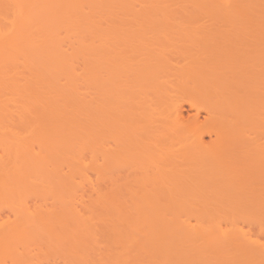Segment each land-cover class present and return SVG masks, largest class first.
<instances>
[{
    "label": "bare ground",
    "instance_id": "bare-ground-1",
    "mask_svg": "<svg viewBox=\"0 0 264 264\" xmlns=\"http://www.w3.org/2000/svg\"><path fill=\"white\" fill-rule=\"evenodd\" d=\"M5 1L0 0V7H3L1 2H4V4H7L10 8L13 7V12L16 10L19 11V8H21L24 10L22 13L26 14L29 12L28 15L31 16L28 9L34 11L35 8L31 5H33L35 1L38 2L40 0H29L30 3L28 0H25V2L34 9L29 7L28 4L22 5L25 6V8L21 7L20 4H24V0H20V2L22 1L21 3H19V0H15L14 2L10 0ZM8 1L13 4L8 5ZM51 1L50 3L57 5L53 2L54 0ZM118 1L121 2V0ZM174 1L175 0H133L132 3V0L129 2H127V0H122L121 11L124 16H122V18H124L125 21L123 19H121L122 21L117 20L116 22L119 21L120 24H114V26L110 28V30L113 29V32H110V30L104 31L107 28L106 24H109L106 19L104 20V17L101 19L106 21V24H104L106 26L105 29H102L104 28L103 24L101 28L100 19L99 25L97 26V23L95 24L93 19L91 20L92 23L88 19L91 16H88V21L83 20L87 15H84L85 18L81 17L82 20L80 19V22L79 18H76L78 20L77 25L80 26V28L78 27L79 31L88 29V27L91 28V26H93V29L91 32L87 31L88 33L79 32L74 35L72 34L73 36L76 35L75 38L72 37L73 41L70 38V34H68L70 40L73 43L74 41L77 43V45H74L72 42H69L74 45V48L76 47L75 49H72V45L69 47L72 50L69 56L66 55L67 51L62 52V48H60V35L52 33V30L48 31L50 33L45 31L43 33L41 32L38 36L37 31H35L36 33L34 34L28 33L29 31L33 33L31 26H29L31 30H28L26 27L28 31L25 29L24 32V26L27 25H25L21 19L16 22L17 17H15V15H11V17L16 20V23L12 25L10 24V20L13 22L14 19L11 17L10 19L6 18L4 21L5 23H1L4 20L1 19L0 23L1 25L3 24V28L6 26L5 30H7L9 26H16L17 31L15 27L14 30L9 28L11 30L9 33L0 31L3 32L0 33V73L2 74H0V124H2V116L6 118L8 115H13L12 118H23L25 115L26 117L30 115H33L32 117L40 116L38 118H32L30 116L27 119L32 118L35 119L33 120L34 122L41 123L39 121L42 120V114H45L43 111L46 110L45 106L43 110L42 103L44 100L47 101L48 98H51L49 90L45 87L48 82L51 85V83L53 84L51 81H58V79L64 76L66 79L64 86H66L67 83L71 85L80 82H84L82 83L83 86L85 83L91 84L92 87L94 86L93 89H95L93 91L91 90V92H94L95 95L90 94V104L92 103V105L89 109V106H86L87 112L89 111L91 115L89 128L91 129L90 131L93 139L92 141L89 140V142H93V146L90 143L93 151H91L90 147L87 149L93 152L91 153V160L94 165L91 164L94 168L91 167V169H95V174H100L101 176V173L98 172L99 168L102 171V167H98L101 158L103 159L101 166L103 165L104 169L107 166L109 169L116 166L119 168L121 167L122 170L125 169L124 182L122 184L120 182V185H118L116 179L114 182L117 183V188H121L118 189L119 192L123 191L122 193L126 195V201L122 203L125 224L127 223L130 227L137 228L139 233H141L139 234L137 230L136 232L139 236L143 237H139L137 243L141 242V245L139 244L138 248L141 246L140 249L142 252L146 251V249L151 252L154 251L153 253H156L154 254L155 257L159 254V260L163 259V262L161 261L162 264H167V262L168 264H264V243L261 242L262 245L260 243L261 240L258 241V237L261 236H256L258 240H255L257 238L253 239L251 237L254 231L256 233V228L259 230L258 233L262 234L264 237L262 233L264 232V0H181L178 1L179 3H174ZM42 2H39V4ZM66 2L64 1V6L63 2H60L63 10L65 8L69 9V5H71L70 10H73L75 4L79 5L72 2V0V4L69 2V5H67L65 4ZM87 2L88 1H86V3ZM90 2L92 1L90 0ZM102 2L100 1L99 3L102 4ZM50 3L49 5L52 7ZM86 3L84 4L86 5ZM93 3H95V1ZM99 3L97 5H99ZM135 3L138 4L139 7L136 4L138 8L135 6ZM46 4L47 3H44L42 5L45 6ZM17 5H19V7H15ZM102 5H104V7L105 5L107 6L106 3ZM175 5L176 8H174ZM36 6H38V4H36ZM115 6L118 5L115 4ZM14 7L16 10H14ZM36 8L38 9V7ZM91 8L93 9V7ZM21 9L19 13H21ZM84 9L87 10L86 7L83 8V10ZM117 9L116 11H118ZM77 11L80 12L79 9ZM71 13L73 12L71 11ZM24 14V19L26 17L28 19L30 18L28 15L24 17ZM89 14L88 12V15ZM100 14L102 15V13ZM38 15L41 14L38 13ZM119 15H121V13H119L118 16ZM103 16L107 15L103 14ZM31 18L33 19V17ZM31 18L30 20L33 21ZM95 18L97 20V17ZM49 19L50 17L45 19L47 22H43L44 19L42 20V25L46 24L44 28H51L50 26L59 28V26H62V23L63 26L67 24L66 28H72L70 27L72 24L71 22H73L74 25H76L75 22H77L71 19L70 22L68 18H66L68 21L61 18H59V20L57 18L56 20L52 18ZM110 19L109 17V20ZM128 19L130 23L132 22L131 24L128 23ZM6 20L10 21H7L8 26L5 25ZM34 20L37 19L34 18ZM202 20L203 23L210 20L208 22L211 26V29L209 28L211 32L215 31L217 27H224V25V30L228 28L227 32L225 33V31L221 29L223 32H220L221 34L218 33L219 36L212 33L213 36L210 37L212 35L211 32H208L209 35L206 34V32H201V30H205V28L206 31H208L207 28L209 27L207 23V25H204L205 27L203 26L202 28L203 24H200ZM34 22L36 21H33V24ZM219 22H225V24L219 25ZM184 23H193L195 26L196 23H199L197 28L201 25V30L199 31L198 28V31L202 35H205L201 38L200 33L197 31L200 38L196 36V39L191 40L190 43L187 42L190 44H188V47L187 45H185L186 47L184 45L180 47L175 43L169 44L168 41L166 42V47L165 42L163 43L161 41L159 43V41L156 42L157 40H155L153 44L150 42L154 41L155 37L151 36H148L149 38L147 37V41H149L150 38L153 39L152 41L149 43L147 42V44L143 42V38H146L144 34L147 35L152 32V35L154 31H159L160 28L163 29L164 27H171L172 25L179 27L185 25ZM226 23L229 25L227 26ZM29 24H31V22ZM89 24L92 25L90 26ZM121 25L122 27H120ZM214 26L217 27L212 30ZM34 27L36 26H33V28ZM39 27L42 28L43 26ZM123 28L127 34H125V32L122 33ZM229 28H231V30ZM63 30L65 32L68 31L65 30V28ZM228 30L232 33L228 32ZM69 32L70 30L68 33ZM132 33L135 35H133V38ZM140 33L143 35L141 36ZM25 34H29L30 36L27 37ZM125 35H127V37ZM208 36L210 38H208ZM216 36L218 38H216ZM65 37L63 38L65 39ZM30 38L36 39L34 41ZM69 38L67 37L66 40ZM135 38H137V40H135ZM135 41H141V44ZM168 44L172 45V47L174 46L173 48L175 49L173 50L172 48V50L175 51V53L171 52V47ZM163 47L168 48L167 51L169 50L170 52L165 54L164 51H166V48L164 49ZM19 56H22V58L19 59ZM76 56H78L77 62L72 61V59L76 60ZM176 56L182 58L183 62L172 64L170 60L172 58V60H175L174 58H177ZM80 57L86 62H82L83 60ZM24 58H26L27 61L29 60L30 64L27 61L25 63V60H23ZM79 58L82 60V64L84 63V67L82 66L83 73L77 74L80 70H75L76 68L74 69L72 65L74 64L75 66V63L79 62ZM16 61L20 64L23 62L21 66L24 67L22 68L19 64L17 66ZM7 62H9V67L8 65H4ZM14 62L16 63V67H14V64L12 68V64L10 63ZM72 62L74 63L72 64ZM2 64L5 67H3ZM2 68L3 70H9H5L6 72L3 71L2 73ZM14 68H17L16 74L14 72L12 73V69ZM25 68H28L27 71H32L31 73L33 75L28 71L30 74L28 78L30 80L25 78L27 82H24L25 79L23 77L21 78V82L23 81L24 83H19L16 81L15 77L12 79L13 76L17 77V73H23L22 71H25ZM19 69L22 71H19ZM7 72H9V74ZM10 73L15 75L11 74V76ZM5 74L6 76L3 77ZM9 76L12 77L11 80L8 78ZM30 76H34V79L30 78ZM63 79L64 78H62V80ZM64 86H62V88ZM79 86L76 84V87ZM44 87L47 89L48 93L42 92ZM53 87L57 88V85ZM67 87H69V85ZM49 88L51 89V87ZM86 88L89 90L88 87ZM59 89L56 90L57 93L61 92V90L58 92ZM74 89L77 92V88H72V90ZM179 90H182L181 92L187 95L186 100L183 99L181 102H178V97L175 98L174 95H172L177 91L175 95L178 96V93H180ZM43 91L46 90L44 89ZM65 92L64 90V93ZM45 94L46 96L49 94V96L46 97ZM81 94L83 95L84 93ZM72 95H74V93ZM92 96L94 97L93 99ZM101 96L102 101L99 99ZM188 96L190 98H188ZM79 97L77 96L76 99ZM82 97L83 96H81V98ZM73 98L75 99V96ZM54 99L57 100V98ZM76 99L72 100L71 98L73 101L72 103H74ZM84 99L87 98L84 97ZM84 99L80 100L83 101L82 105H84L82 110L80 109L81 106H78L79 108L77 107L81 112L85 108ZM173 99L177 100L174 101ZM48 100L50 101V99ZM57 101H55V103H57ZM59 104L57 103V106ZM62 104H65L64 101ZM50 106L51 105H49L48 108H50ZM66 106L68 105L66 104ZM53 108L55 110V106ZM77 108H72V110L79 112L80 110ZM69 109H65L67 111L66 114L73 113L71 109L70 113H68ZM54 110H52V114ZM76 111L74 112L75 114H77ZM81 112H79V115H85L84 113L86 110H84L83 113ZM56 113L54 114L57 115L58 113ZM86 114L89 115L88 113ZM72 116L74 115L72 114ZM83 118L84 116L81 117V119ZM58 119L61 118L58 117ZM20 120L24 121L25 119ZM37 120L39 121L37 122ZM63 121L65 122V120ZM72 121H67V123H72ZM75 121L78 120L75 119ZM63 124L66 125V123ZM70 125L71 124H68L66 129H68ZM76 126L74 127L75 129L78 128ZM81 127L84 128L82 125L80 128ZM60 128L57 127L59 130ZM70 129L72 131L73 128ZM72 132H74V130ZM81 132L83 133L82 130ZM81 132L77 134L81 135ZM85 132L88 135L86 136L87 139H89L90 132L88 133L86 130ZM67 135L69 136V134ZM212 137H214V139H211ZM77 138L78 137H76V140H78ZM205 138L211 140L206 143ZM11 139L14 138L12 137ZM10 142L11 141L8 143ZM99 142L105 144H99ZM68 143H71L70 140H68ZM101 144L105 145V147ZM85 145L87 146L88 144ZM56 148L58 149V147ZM16 149L18 150L19 148ZM45 149L43 148V150ZM99 154L101 157L99 159L100 161L98 160ZM49 155H51L50 152ZM59 156L61 155L59 154ZM81 159H79V161H81ZM39 161L44 160L40 159ZM72 162L75 164L74 160ZM50 163L51 162H49V165ZM40 165L42 166V164ZM75 166H78V164ZM33 167L31 169H33ZM78 168L80 169V167ZM78 168L76 169L78 170ZM109 169L107 170L112 172ZM51 170L53 171L54 169ZM75 174L77 175V173ZM66 176L69 177L68 175ZM112 177L111 175L109 177V181L111 182H113V179H111ZM98 178L99 177H97V181ZM110 185H113V183ZM116 187H113L115 192L113 189L111 190L114 194L118 192V190L116 191ZM113 193L112 196L114 195ZM120 204L121 203H119L118 206ZM31 217L32 216H30V218ZM32 219L33 218H31V220ZM23 222L25 221L23 220ZM122 226L124 227L125 225ZM2 228L6 229L4 226H2ZM15 228L17 227L15 226ZM24 228L26 229V227ZM177 228L179 231H177ZM261 229L262 232L260 231ZM26 230L28 232V229ZM46 230H48V228ZM46 230L43 232H46ZM133 231L134 230L130 232L134 233L135 231ZM179 232H182L181 236L177 235ZM63 236L66 237L65 234ZM73 237H76L75 234ZM73 239V242L76 240L75 242H77L78 245L81 243L78 242L77 239ZM65 244L68 245V243ZM72 244L73 243H71V245ZM130 244L133 245V242ZM75 245L77 244L75 243ZM80 247H82L83 250L84 247L82 244ZM74 250L75 248L72 252ZM142 254L140 253V255ZM145 254H147V256L149 255L148 252ZM165 254L172 255V261L169 260L170 258L167 259L169 256L165 260ZM119 258L121 259L120 256ZM141 258V261H143V256ZM173 258L176 259L173 260ZM133 261H135V259ZM154 262L155 261H153V264Z\"/></svg>",
    "mask_w": 264,
    "mask_h": 264
},
{
    "label": "rangeland",
    "instance_id": "rangeland-1",
    "mask_svg": "<svg viewBox=\"0 0 264 264\" xmlns=\"http://www.w3.org/2000/svg\"><path fill=\"white\" fill-rule=\"evenodd\" d=\"M1 1H5V0H1ZM10 1H15V0H10ZM10 1H8L9 3H8V5L9 4H13V3H10ZM18 1V0H17ZM16 1V2H17ZM23 1V0H22ZM21 1V2H22ZM27 1V0H26ZM35 1V0H34ZM44 3H47L45 6H43L42 4H44ZM40 0V1H35V3L33 4V5H31V6H34V8L33 7H31V6H29V4L28 3H26L25 2V0L23 1V2H25L24 4L23 3H21L20 2V0H19V3H21L20 5H21V7H23V8H25V6H22V5H25V4H28V6L29 7H31L32 9H34V11L32 10L31 11V9H28L29 11H30V15L31 16H29L28 14H29V12L28 13H26V14H24V13H22V12H24V10L23 9H21V8H19V11H20V9H21V13H19V11L18 10H16V8L15 7H19V5H17V6H15L14 8V10H16V11H14L13 12V7L12 8H10L9 6H7V4H4V2H1L3 5V7H0V20L1 19H4L1 23H5L4 21H5V19L6 18H8V19H10V17H11V15H15V17H17L16 18V20H15V18H13V17H11L12 19H14L13 20V22H12V20H6V24L5 25H7V21H9L10 22V24L12 25L13 23H16V22H18V20L20 21V19H21V21H23V23H25V25H27V26H24L25 28H24V32H25V29H26V27H27V29L28 30H31V28H29V26H31L32 27V29H33V33H32V31H29L28 33L30 34H34V33H36L35 31H37L38 32V36H39V34L42 32H48L49 30L51 31L52 30V33H54V34H59L60 35V44L62 45H60V48H62L61 50H62V52H66V53H64V54H66V55H68L69 56V54L71 53V49L69 48V47H71V45L72 44H76L77 45V43H76V41H74V43L72 42L73 40V38L72 37H74L75 38V36H73L74 34H76V33H81V32H84V33H88L87 31H92V29H93V26H91L90 24V26H91V28L90 27H88V29H85V30H81V31H79V28H80V26H78L77 25V23H78V20L76 19V18H79V22L82 20L81 19V17L82 18H85V16H86V18L85 19H83V20H87L88 21V19L90 20V22H91V20L93 19L94 21H95V24L97 23V26L99 25L98 23H99V19H100V21H101V23H100V26L103 24V26H104V28H102V26H101V28L102 29H105V27L107 26V28H109V29H105L104 31H106V30H110V28H112V26H114V24H120V22L118 21V22H116L117 20H120V21H122L121 19H123L124 21H125V19L124 18H122V16H123V12L121 11V2H122V0H121V2L120 1H118V0H112V2H111V0H105V2H104V0H103V2H102V0H94L95 1V3H96V5H95V3H93L94 1L93 0H91L92 2H90V0H72V2H75V3H77V4H79V5H76L75 4V6H74V3H73V6H74V8H73V10L71 9L70 10V8H71V5H69V2H70V4H72V2H71V0H57V1H59V2H57V1H53V2H55V4H57V5H54V4H52V3H50V1L51 0ZM64 1L66 2L65 4H67V5H69L68 7H69V9L68 8H65L64 10H63V8H62V2H63V6H64ZM77 1V2H76ZM85 1V2H84ZM86 1H88L87 3H86ZM102 2V4L104 3H106L107 4V6L105 5V7H106V9H105V7H104V5H102V4H100L99 2ZM115 1V2H114ZM130 1V0H129ZM128 0H127V2H129ZM135 1V0H134ZM178 1H181V0H175L174 1V3H179ZM6 2V1H5ZM28 2H29V0H28ZM39 2H42V3H40L39 4ZM52 2V1H51ZM61 2V3H60ZM84 4V3H86V5L84 4H82V3ZM99 3V5H97L98 3ZM107 2H111L110 4L109 3H107ZM30 3V2H29ZM49 3L50 4H52V7L49 5ZM90 3V4H89ZM132 3H133V0H132ZM36 4H38V6H36ZM115 4L116 5H118V6H115ZM131 4V3H130ZM136 4L137 3H135V6H136ZM138 4H139V2H138ZM138 4H137V6H138ZM182 4V3H181ZM48 5V6H47ZM90 5H92V6H90ZM109 5H110V7H109ZM132 5H134V4H132ZM1 6V5H0ZM14 6V5H13ZM27 6V7H28ZM50 6V7H49ZM78 6V7H77ZM97 6V7H96ZM134 6V7H135ZM136 6V7H137ZM36 7H38V9L36 8ZM54 7H55V9H54ZM77 7V8H76ZM81 7V8H80ZM87 8V10H83V8ZM91 7H93V9L91 8ZM109 9H108V8ZM116 7V8H115ZM131 7V6H130ZM139 7V6H138ZM137 7V8H138ZM173 7V6H172ZM41 10H40V9ZM49 8V9H48ZM51 8V9H50ZM62 8V9H61ZM112 8H113V12H112ZM118 8V9H117ZM131 8H133V7H131ZM174 8H176V5L174 6ZM46 11H45V10ZM54 9V10H53ZM61 9V10H60ZM76 9V10H75ZM80 10V12L79 11H77V10ZM91 9V10H90ZM99 11H98V10ZM100 9H102V10H100ZM115 9V10H114ZM116 9L118 10V11H116ZM23 10V11H22ZM50 10H52V11H50ZM58 10V11H57ZM75 10V11H74ZM94 10H95V12H94ZM97 10V11H96ZM119 10H120V12H119ZM130 10H133V9H130ZM174 10V9H173ZM179 10V9H178ZM43 11V12H42ZM49 11V12H48ZM56 13H55V12ZM60 11H62V12H60ZM68 11V12H67ZM71 11L73 12V13H71ZM84 11V12H83ZM102 11V12H101ZM27 12V11H26ZM33 12V13H32ZM47 12V13H46ZM58 12V13H57ZM85 12H87V13H85ZM88 12L91 14H89L88 15ZM94 12V13H93ZM98 12V13H97ZM107 12V13H106ZM112 12V13H111ZM116 12V13H115ZM38 13L39 14H41V15H38ZM45 13V14H44ZM50 13V14H49ZM63 13H65V14H63ZM71 13V14H70ZM80 13H82V14H80ZM98 15H97V14ZM100 13H102V15L100 14ZM108 13H110V14H108ZM119 13H121V15H119L118 16V14ZM178 13V12H177ZM180 13V12H179ZM20 14V15H19ZM23 14L25 15L24 17H26L27 15H28V17H33V21H36V22H34V24H33V21H31L30 20V18L28 19L27 17L24 19L23 18ZM33 14H35V15H33ZM43 14V15H42ZM59 14V15H58ZM63 14V15H62ZM67 14V15H66ZM75 14V15H74ZM78 14V15H77ZM96 14V15H95ZM103 14L104 15H107V16H103ZM129 14H130V11H129ZM45 15V16H44ZM50 15V16H49ZM58 15V16H57ZM77 15V16H76ZM83 15V16H82ZM85 15V16H84ZM101 15V16H100ZM109 15V16H108ZM111 15H113V16H111ZM48 16V17H47ZM65 16V17H64ZM74 16V17H73ZM80 16V17H79ZM88 16L90 17V18H88ZM114 16H115V18H114ZM118 16V17H117ZM121 16V17H120ZM38 17V18H37ZM41 17V18H40ZM46 17V18H45ZM50 17V19L52 18V19H55L56 20V18L59 20V18H61V19H63V20H67L68 21V19H69V21H70V19L72 20V21H77V22H75V24L76 25H74V23L73 22H71L72 24L70 25V27H72V28H69V30H70V32L68 33V28H66V25H64L63 26V23H62V28L59 26V28H55L54 26H50L51 28H44V26L46 25V24H44V25H42L43 23H42V20L44 19V21L43 22H47L45 19H48ZM63 17V18H62ZM95 17H97V20H96V18ZM100 17V18H99ZM104 17V20L106 19V21H107V23L109 22V24H111V25H109V24H106L105 22L106 21H103V19H101V18H103ZM109 17L111 18L110 20H109ZM117 17V18H116ZM124 17V16H123ZM34 18H36L37 20H34ZM65 18V19H64ZM66 18H68V19H66ZM74 18V19H73ZM88 18V19H87ZM120 18V19H119ZM126 18V17H125ZM129 18V17H128ZM26 19H28V20H26ZM49 19V20H50ZM76 19V20H75ZM81 19V20H80ZM112 19H113V21H112ZM30 20V21H29ZM206 20V19H205ZM16 21V22H15ZM38 21V22H37ZM96 21H98V22H96ZM128 21V23H130V20L128 19L127 20ZM208 21H210V20H208ZM204 22L203 23V20H202V22L200 21V24H203L202 25V28H203V26L205 25H207V23L209 24V22ZM31 22V24H29ZM1 23H0V31H5L4 33H9L12 29L14 30V27H15V29H16V31H17V28H16V26H9L8 27V29L10 28H12L11 30L9 29H7V30H5V27L6 26H4V28L2 27L3 26V24L1 25ZM37 23H39V24H36ZM40 23H41V25H40ZM67 23V22H66ZM69 23V22H68ZM82 23V22H81ZM92 23V22H91ZM112 23H113V25H112ZM122 23H124V22H122ZM121 23V24H122ZM132 23V22H131ZM130 23V24H131ZM218 23V22H217ZM104 24H106V26L104 25ZM185 24V23H184ZM199 24V23H198ZM197 23H196V26H195V24L193 25V23L192 24H189V23H186L185 25H182V26H179V27H177L176 25H172V26H175V27H164L163 29H161L160 28V30L158 31H154L153 32V36L151 35V33H148L147 35L146 34H144L145 35V37L146 38H143L144 39V43L146 42V44H147V42L149 43L150 41H152L153 39L152 38H150V40L149 41H147L148 39H147V37L148 36H151V37H155V39H154V41H152V42H150V43H153L154 44V42H155V40H157L156 42H158L159 41V43L162 41L163 43L165 42V46L167 45L166 44V42L168 41V43L170 44V43H175L176 45L178 44L180 47L181 46H185V45H187V47H188V44L191 42V40H194V39H196V36L197 37H199L200 38V36H201V38L203 37V35H205V34H201L199 31L201 30V28H200V26L198 27L199 28V31H198V28H197V25H198ZM225 24V22H223V23H221V22H219V25H224ZM73 25V26H72ZM79 25H80V23H79ZM108 25H109V27H108ZM216 25V24H215ZM218 25V26H219ZM226 25L228 26L229 24L228 23H226ZM8 26V25H7ZM33 26H36V27H34L33 28ZM39 26H43L42 28H40ZM111 26V27H110ZM118 26V25H117ZM116 26V27H117ZM204 26V27H205ZM23 27V26H22ZM65 28V30H68V31H64L63 29ZM79 27V28H78ZM120 27H122V25L120 26ZM208 27V26H207ZM217 26H214V27H212V30H213V28L215 29ZM224 27H225V25H224ZM224 27H217L216 29H217V31H216V29H215V31H212L211 32V30H209V28L211 29V26H210V24H209V27L207 28V30L208 31H206V28H205V30H201V32H203V33H205L206 32V34H208V32H211V34L212 33H215V35H218V33H222L223 31L221 30V29H223L224 30ZM38 28V29H37ZM54 28V29H53ZM98 28H100V27H98ZM114 28V27H113ZM126 28V27H125ZM23 29V28H22ZM21 29V30H22ZM26 29V30H27ZM35 29V30H34ZM42 29H43V31H42ZM48 29V30H47ZM118 29V28H117ZM228 29V28H227ZM227 29L226 30H224L225 31V33L227 32ZM230 30H231V28H229ZM27 30V31H28ZM76 30V31H75ZM113 29H111L110 30V32H113L112 31ZM114 30L116 31V29L114 28ZM125 29L123 28V30H122V33L123 32H125L124 31ZM230 30H228V32H230V33H232ZM8 31V32H7ZM22 31V32H23ZM27 31H26V33H27ZM59 33H58V32ZM62 31V32H61ZM72 31H73V33H72ZM102 32H104L103 30H101ZM119 31V30H118ZM200 33V36H199V34H198V32ZM57 32V33H56ZM90 32H89V34H90ZM0 33H3V32H0ZM48 33H50V32H48ZM51 33V34H52ZM104 33H107V32H104ZM220 33V34H221ZM27 35V34H25V35H27V37H29L30 35ZM66 34H67V36H66ZM68 34H70V38H71V40H70V38H69V35ZM73 34V35H72ZM125 34H127L126 32H125ZM141 34V33H140ZM155 34V35H154ZM167 34V35H166ZM210 34V35H211ZM118 35H119V33H118ZM130 35V34H129ZM134 34L132 33V38L135 36H133ZM143 34H141V36H142ZM159 35V36H158ZM193 35V36H192ZM209 35V34H208ZM223 35V34H222ZM222 35H220V36H222ZM34 36V35H33ZM35 36H36V34H35ZM34 36V37H35ZM66 36V37H65ZM122 36V35H121ZM126 37H127V35H125ZM139 36V35H138ZM213 36V34L210 36V37H212ZM219 36V35H218ZM32 37V36H31ZM63 37H65V39L63 38ZM69 38V39H67L66 40V38ZM123 37V36H122ZM129 37V36H128ZM130 37H131V35H130ZM137 37V36H136ZM209 36H208V38H210ZM61 38H63L64 39V42H63V39H61ZM137 38H139V37H137ZM137 38H135V40H137ZM149 38V37H148ZM216 38H218L217 36H216ZM31 40H34L35 41V39L34 38H30ZM145 39H146V41H145ZM175 39V40H174ZM213 39V38H212ZM220 39V38H219ZM70 40V41H69ZM75 40V39H74ZM126 40H128V41H130L129 39H126ZM134 40V39H133ZM132 40V41H133ZM214 40V39H213ZM216 40V39H215ZM139 41V40H138ZM181 41V42H180ZM69 42H72V44L71 43H69ZM135 42H137V41H135ZM141 42V41H140ZM140 42H137V43H139V44H141ZM142 42V43H143ZM185 42V43H184ZM187 42H189V43H187ZM134 43V42H133ZM136 43V44H137ZM163 43H161L162 45H164ZM182 43H184V44H182ZM69 44H70V46H69ZM156 44H158V43H156ZM168 44V45H169ZM180 44H182V45H180ZM74 45H72L73 47H72V49L74 48ZM190 45V44H189ZM171 48H170V47ZM168 47L171 49V52H174L175 53V51H173L175 48H173L172 47V45H169ZM160 47H161V45H160ZM167 47V46H166ZM165 47V48H166ZM179 47V48H180ZM186 47V46H185ZM76 48V47H75ZM74 48V49H75ZM162 48V47H161ZM164 48V47H163ZM164 48V49H165ZM172 48H173V50H172ZM176 48H177V46H176ZM178 48V49H179ZM184 48V47H183ZM163 49V50H164ZM167 49L168 48H166L165 50L167 51ZM70 51V52H69ZM166 51H164V53L165 54H167V53H169L170 51L168 50L167 52ZM71 55V54H70ZM77 57V58H76ZM75 58H76V60H73L72 59V61H75V62H77V59H78V56H76ZM177 57V56H176ZM184 57V56H183ZM20 58H22V56H19V59ZM81 58V57H80ZM80 58H79V64L78 63H75V66H74V62H72V67L75 69V70H80V71H78V73L77 74H79V73H83V71H82V69H83V64L86 62L83 58H81L82 60H80ZM173 59V58H172ZM170 60V62L172 63V64H176L177 62H183V60H182V58H174L175 60ZM23 60H25V63H26V61H27V59L26 58H24ZM84 62L83 64H82V62ZM17 62V61H16ZM27 62H29V60L27 61ZM81 62V63H80ZM8 63L9 62H7V63H3L4 65H8ZM23 63V62H22ZM22 63L20 64V63H18L17 62V66H18V64H19V66H21L22 65ZM2 64V65H3ZM10 64H12V68H13V65H14V67H16V63L14 62V63H10ZM28 64V63H27ZM29 64H30V62H29ZM78 64V65H77ZM81 64V65H80ZM3 65V67H5ZM80 65V66H79ZM26 66V65H25ZM79 68H78V67ZM83 66V67H82ZM8 67H9V65H8ZM11 67V66H10ZM22 67V66H21ZM20 67V68H21ZM24 67V66H23ZM22 67V68H23ZM27 67V66H26ZM81 67V68H80ZM17 68H19V67H17ZM16 68V69H17ZM29 68V67H28ZM27 68V69H28ZM11 69V68H10ZM15 69V68H14ZM14 69H12V73L14 72H16V69H15V71H14ZM26 69V68H25ZM27 69L25 70V71H22L21 69H19V71H22L23 73H20L21 74V77H20V74H18L17 73V77L16 76H13V78L11 77L12 75H15V74H12V73H10V75L11 76H9L8 78L11 80V78L12 79H14V77L16 78V81H18L19 83H24V82H27L26 81V79L25 78H27V79H29L28 77V75H30V74H32L29 70V73H28V71H27ZM73 69V70H74ZM2 71V73H3V71H8L7 69H5V70H3V68L1 69ZM24 70V69H23ZM5 71V72H6ZM18 71V72H19ZM27 71V72H26ZM4 72V73H5ZM26 74H25V73ZM75 72V71H74ZM77 72V71H76ZM8 74H9V72H7ZM1 74V73H0ZM8 74H7V76H8ZM23 74V75H22ZM76 74V73H75ZM2 75V74H1ZM33 75V74H32ZM6 76V74L3 76V77H5ZM24 77V79H25V81L23 82H21V78H23ZM34 77V76H33ZM32 76H30V78H33ZM62 78H64L65 79V77L64 76H62L60 79H58V81H51V82H53V84L51 83V85H50V83L48 82L46 85L47 86H45V87H47V89L49 90V93H50V95H51V98H48V99H50V101L47 99V98H44V99H47V101L46 100H44V102L42 103V107H43V110H44V106L46 107V110L45 111H43V112H45V114L43 115L42 114V120H37V122L39 121V122H41V123H36V121L34 122L33 120H35V119H32V118H35V117H37V116H35V117H32L33 115H30L32 118H29V119H27L28 117H30V116H28V117H26V115H25V117L23 116V118L21 117H15V118H12L13 117V115H8V117L6 116V118L5 117H3L2 116V124H0V264H3V262H4V264H149V262H150V264H153V261H155L154 262V264H162V260H159L160 258L158 257V255H156V257L154 256V254H156V253H153L154 251H148V249H146V251H144L145 253L146 252H148V254L150 255V257H149V255L147 256V254H145L144 252H142L141 251V249H140V247L138 248V245L141 243V242H139V243H137L138 241H139V237H142V236H139V234L141 233H139V230L137 229V228H132V227H130L129 225H127V223L125 224V219L123 218L124 217V212H123V208H122V203L124 202V201H126V195H124L122 192H119V190L118 189H121L120 187L119 188H117L118 186L116 185L117 183H118V185H120V182H121V184L124 182V170L125 169H123L122 170V168L120 167H118V166H116V167H112L111 169H109V168H107V169H109L110 171H112V172H109L106 168L104 169V167H103V165L101 166V162H102V158L100 157V154H99V158H98V160L100 161L99 162V164L100 165H98V167L100 166V167H102V171H101V169L99 168V170H98V172L99 173H101V176H100V174H97V175H99V176H97L96 174H95V172H96V170L95 169H93L94 167L92 166V155H91V153H93V152H91V151H93L92 149V147H91V145L93 144V142H89V140H93L92 139V133H91V129L89 128V123H90V117H91V115H90V113H89V111L87 112V109H86V106H89L88 107V109L90 108V106L92 105V103L90 104V98H91V95L90 94H94L95 95V93L93 92H91V90L93 91V90H95V89H93L94 88V86L92 87V85L91 84H87V83H85V85L83 86L82 85V83H84V82H80L81 83V85H80V83H73V84H69V83H67V85L66 86H64V82H66V79L64 80H62ZM4 79V78H3ZM8 79V80H9ZM24 79H22V80H24ZM34 79V78H33ZM9 80V81H10ZM30 80V79H29ZM29 80H28V82H29ZM60 81V82H59ZM61 81H62V83H61ZM59 83H61V84H59ZM76 84H77V86H79V87H76ZM56 86L57 85V88L55 87H53V86ZM69 85V87H67ZM62 86H64L63 88H62ZM71 86H72V88H77V92H76V90L74 89V90H72V88H71ZM74 86V87H73ZM43 88L42 89V92H46V93H48V91H47V89L46 88ZM49 87H51V89L49 88ZM53 87V88H52ZM67 87V88H66ZM86 87H88L89 88V90L86 88ZM60 88V89H59ZM66 88V89H65ZM46 90V91H43V90ZM57 89H59L58 90V92H60V90H61V92L60 93H57ZM54 90V91H53ZM64 90L66 91L65 93H64ZM79 90V91H78ZM85 90V91H84ZM63 91V92H62ZM74 91V92H73ZM81 91V92H80ZM87 91H88V93H87ZM182 90H179V92L180 93H178V96H176L175 95V93H177V91H175V93L174 94H172V95H174V97L176 98V97H178V102H181L183 99L184 100H186V98H187V95H185L184 93H182L181 92ZM54 92H55V95H54ZM72 92V93H71ZM80 93L79 95H80V97H79V95L78 94H76V93ZM52 93V94H51ZM62 93V94H61ZM69 93H71V94H69ZM74 93V95H72ZM81 93H84L83 95L81 94ZM88 95H87V94ZM182 93V94H181ZM57 94V95H56ZM59 94H61V95H59ZM63 94H65V95H63ZM76 94V95H75ZM87 95V97H86V95ZM179 94H180V96H179ZM43 95V94H42ZM48 96H49V94H47ZM54 95V96H53ZM69 95H70V97L72 98V100H75L76 98H77V96L79 97L78 99H76V101H74V103H72L73 101L71 100V98L69 97ZM90 95V96H89ZM93 95V96H94ZM182 95V96H181ZM184 95V96H183ZM45 96H46V94H45ZM48 96H46V97H48ZM75 96V99L73 98ZM81 96H83L82 98H81ZM89 96V97H88ZM92 96V99L94 98ZM44 97V96H43ZM53 97V98H52ZM59 97H61V98H59ZM65 99H64V98ZM84 97L85 98H87V99H84ZM180 97V98H179ZM54 98H57V100H58V98H59V100L57 101L56 99H54ZM96 98V97H95ZM188 98H190L189 96H188ZM51 99H54V100H51ZM64 101V103L65 104H62V100ZM82 99H84V104H85V108H84V110H86V112L84 113L85 115H79V112H81V110H82V107H84V105H82L83 103V101H80V100H82ZM99 99H100V101H102V96L101 97H99ZM69 100V101H68ZM87 100H89V101H87ZM174 100V99H173ZM177 99H175L174 101H176ZM188 100V99H187ZM42 101H43V99H42ZM46 101V102H45ZM55 101H57V103L59 104L58 106H57V103H55ZM86 101H87V104H86ZM67 102V103H66ZM76 102V103H75ZM88 102H89V104H88ZM47 103V104H46ZM54 103V104H53ZM70 103V104H69ZM66 104L68 105V106H66ZM74 106H72V105ZM47 105V106H46ZM49 105H51L50 106V108H48L49 107ZM55 106V110H57V111H55L54 110V106ZM61 105V106H60ZM62 105H64V106H62ZM80 107V109H78L79 107ZM52 107V108H51ZM57 107V108H56ZM63 107V108H62ZM78 107V108H77ZM47 108H48V110H47ZM62 108V109H61ZM72 110V108H74V109H78V110H80L79 112H77L76 110V112H77V114H75L74 112L75 111H71L70 109ZM61 109V110H60ZM65 109H69L68 110V113H70V111L71 112H73L72 114L75 116V115H77V116H72V114H66L67 113V111L65 110ZM52 110H54L53 111V114H52ZM83 110V111H84ZM60 111H62V112H64V113H62V112H60ZM66 111V112H65ZM83 111L81 112V113H83ZM42 112V113H43ZM49 112V113H48ZM58 114H57V113ZM54 113H56L57 115H55ZM60 113H62V114H60ZM86 113H88L89 115H87ZM47 117H46V116ZM51 115V116H50ZM54 117H53V116ZM60 115V116H59ZM66 116V119H65V116ZM16 116V115H15ZM69 116V117H68ZM83 117L84 116V118L83 119H81V117ZM1 117V116H0ZM38 117H40V116H38ZM37 117V118H38ZM58 117L59 118H61V119H58ZM16 118H19V119H16ZM52 118V119H51ZM55 118V119H54ZM63 118V119H62ZM73 118V119H72ZM1 119V118H0ZM20 119H25L24 121H21ZM40 119V118H39ZM47 119V120H46ZM69 119V120H68ZM75 119H77L78 121H75ZM80 119V120H79ZM84 119H86V120H84ZM29 120V121H28ZM55 120H56V122H55ZM63 120H65V122L63 121ZM75 121V122H73V121ZM82 120V121H81ZM67 121L68 122H70V121H72V123H67ZM80 121H81V123H80ZM87 121V122H86ZM23 122V123H22ZM28 122V123H27ZM77 122H78V124L80 123L84 128H80V124L78 125L77 124ZM22 123V124H21ZM36 125H35V124ZM62 123V124H61ZM63 123H66V125H64ZM75 123V124H74ZM85 123V124H84ZM24 124V125H23ZM39 124H40V126H39ZM68 124H71L70 126H69V128L68 129H66V127H67V125ZM23 125V126H22ZM35 125V126H34ZM60 125V126H59ZM63 125V126H62ZM74 125V126H73ZM77 125V126H76ZM65 126V127H64ZM78 127V128H74V127ZM57 127L58 128H60V130L59 129H57ZM70 128H73L72 129V131L74 130V132H76V133H74V132H72L71 131V129ZM66 131H65V130ZM69 129H70V131H69ZM81 130L83 131V133L81 132ZM85 130L89 133L90 132V136H91V138H90V136H89V139H87V137L86 136H88L87 135V133L85 132ZM89 130V131H88ZM69 133H68V132ZM78 131H80L81 132V135L80 134H77V133H80V132H78ZM86 133V134H85ZM67 134H69V136L67 135ZM74 134V135H73ZM77 134V135H76ZM76 135V136H75ZM75 136V137H74ZM13 137L14 139H11V138ZM76 137H78L77 139L78 140H76ZM2 138V139H1ZM73 138V139H72ZM103 138V137H102ZM11 139V140H10ZM100 139H101V137H100ZM108 139V138H107ZM211 139H214V137H212ZM211 139H208V138H205V141H206V143L209 141V140H211ZM68 140H70V144L68 143ZM102 140H105V139H102ZM9 141H11L10 143H8ZM16 142V143H15ZM65 142V143H64ZM67 142V143H66ZM84 142H85V144H88L87 146L84 144ZM105 142H107V141H105ZM61 143V144H60ZM90 143H91V145H90ZM100 143H102V142H99V144ZM16 144H17V146H16ZM60 144V145H59ZM65 144V145H64ZM68 144V145H67ZM102 144H105V143H102ZM101 144V145H102ZM10 145V146H9ZM50 145H51V147H50ZM70 145V146H69ZM58 147V149L56 148V147ZM68 146V147H67ZM86 146V147H85ZM93 146V145H92ZM102 146H104L105 147V145H102ZM101 146V147H102ZM8 147H10V148H8ZM26 147V148H25ZM32 147V148H31ZM48 147V148H47ZM91 148V151L90 150H87L88 148ZM99 147V146H98ZM103 147V148H104ZM16 148H19L18 150L16 149ZM43 148L45 149V150H43ZM62 148V149H61ZM50 151H49V150ZM57 149V150H56ZM101 149V148H100ZM47 150V151H46ZM56 150V151H55ZM61 150V151H60ZM53 151V152H52ZM55 151V152H54ZM66 151V152H65ZM44 152V153H43ZM49 152H50V154L51 155H49ZM57 152V153H56ZM59 152V153H58ZM62 152V153H61ZM98 152H99V150H98ZM28 153H30V154H28ZM46 153V154H45ZM66 153V154H65ZM79 153V154H78ZM28 154V155H27ZM59 154L61 155V156H59ZM90 154V155H89ZM98 154V153H97ZM34 155V156H33ZM36 155H37V157H36ZM40 157H39V156ZM45 155H46V157H45ZM58 155V156H57ZM65 155H67V156H65ZM79 155V156H78ZM102 155V154H101ZM31 156V157H30ZM54 156V157H53ZM63 156V157H62ZM44 157V158H43ZM59 157V158H58ZM61 157V158H60ZM78 157H80V158H78ZM26 158H27V161H26ZM36 158V159H35ZM49 158V159H48ZM83 159V161H82V159ZM90 160H89V159ZM40 159H43L44 161H39ZM46 159H47V162H46ZM61 159V160H60ZM65 159V160H64ZM71 159V160H70ZM78 159V160H77ZM79 159H81V161H79ZM86 159V160H85ZM24 160H25V162H24ZM67 160V161H66ZM74 160V162H75V164H73V161ZM32 161H34V162H32ZM51 162L50 163V165H49V162ZM62 161V162H61ZM72 162V164H71V162ZM22 162V163H21ZM24 162V163H23ZM30 162V163H29ZM37 162V163H36ZM42 162H46V163H42ZM66 162H68V163H66ZM70 162V163H69ZM78 162V163H77ZM83 162V163H82ZM48 163V164H47ZM80 163V164H79ZM92 163V164H91ZM23 164H24V166H23ZM40 164H42V166L40 165ZM53 164V165H52ZM67 164V165H66ZM69 164V165H68ZM76 164H78V166H75ZM83 166H82V165ZM104 164V163H103ZM58 165V166H57ZM72 165V166H71ZM94 165V164H93ZM24 168H26V169H24ZM27 166V167H26ZM28 166H29V169H31L33 166V169L35 170H33V169H31V170H29L28 169ZM41 168H40V167ZM44 166V167H43ZM49 167V168H48ZM70 167V168H69ZM78 167H80V169H81V167H82V169H81V171H80V169L78 168ZM90 167V168H89ZM91 167H93L92 169H91ZM35 168H37V169H35ZM44 168V169H43ZM76 168H78V170H79V172H78V170L76 169ZM119 168V169H118ZM24 169V170H23ZM51 169H54L53 171L51 170ZM74 169V170H73ZM76 169V170H75ZM26 170V171H25ZM37 170V171H36ZM93 170V171H92ZM95 170V171H94ZM106 170V171H105ZM120 170V171H119ZM123 172H122V171ZM54 171H55V173H54ZM57 171V172H56ZM74 171V172H73ZM101 171V172H100ZM16 172V173H15ZM18 172H19V174H18ZM50 172H51V174H50ZM63 172V173H62ZM71 172H73V173H71ZM97 172V173H98ZM12 173V174H11ZM24 176H22L21 174ZM54 173V174H53ZM68 173H70V174H68ZM75 173H77V175L75 174ZM107 173V174H106ZM110 173V174H109ZM10 174V175H9ZM44 174V175H43ZM50 174V175H49ZM57 174V175H56ZM118 174V175H117ZM123 174V175H122ZM20 175V176H19ZM66 175H68L69 177H71V178H69V177H67ZM71 175V176H70ZM110 175H111V179H113V182H111V181H109L110 180ZM12 176V177H11ZM18 178H17V177ZM30 176V177H29ZM73 176V177H72ZM108 176V177H107ZM122 176H123V178H122ZM23 177V178H22ZM97 177H99L98 178V181H97ZM8 178V179H7ZM15 178V179H14ZM17 178V179H16ZM22 178V179H21ZM33 178V179H32ZM120 178V179H119ZM122 178V179H121ZM24 179V180H23ZM115 179L117 180V183H115L114 181H115ZM118 179H119V182H118ZM64 180V181H63ZM120 180H122V181H120ZM49 181V182H48ZM27 182V183H26ZM63 182V183H62ZM66 182V183H65ZM75 182V183H74ZM113 183V185H115V186H113V185H110L111 183ZM51 184V185H50ZM63 184H65V185H63ZM67 184V185H66ZM44 186V187H43ZM52 186V187H51ZM66 186V187H65ZM117 186V187H116ZM3 187V188H2ZM63 187V188H62ZM68 187V188H67ZM116 187V191L118 190V192L117 193H113L111 190L113 189L114 190V192H115V189L114 188ZM51 188V189H50ZM52 189H54V190H52ZM72 189V190H71ZM111 192V193H110ZM112 193L115 195H113L112 196ZM123 195V196H122ZM23 198V199H22ZM121 200V201H120ZM119 203H121L119 206H118V204ZM113 206H112V205ZM25 206V207H24ZM55 206V207H54ZM61 207V208H60ZM72 209H71V208ZM41 208V209H40ZM55 210H54V209ZM68 209V210H67ZM71 209V210H70ZM79 209V210H78ZM10 210V211H9ZM22 210V211H21ZM26 212H25V211ZM57 210V211H56ZM60 210V211H59ZM73 211V212H72ZM82 211V212H81ZM70 212V213H69ZM27 213V214H26ZM31 213H33V214H31ZM59 213V214H58ZM64 213V214H63ZM74 213V214H73ZM29 214V215H28ZM31 214V215H30ZM35 214V215H34ZM68 214V215H67ZM72 214V215H71ZM45 215V216H44ZM121 215V216H120ZM25 216V217H24ZM30 216H32L31 218H33L32 220H31V218H30ZM64 216H66V217H64ZM23 219H22V218ZM36 217V218H35ZM59 217V218H58ZM117 217H118V219H117ZM41 218H42V220H41ZM64 218V219H63ZM67 218V219H66ZM185 218V217H184ZM30 221H29V220ZM82 219V220H81ZM183 219V218H182ZM23 220L25 221V222H23ZM69 220V221H68ZM83 220H84V222H83ZM120 220V221H119ZM23 223H22V222ZM28 221V222H27ZM32 221V222H31ZM82 221V222H81ZM122 221H124V222H122ZM31 224H30V223ZM34 222H35V224H34ZM61 222V223H60ZM16 223V224H15ZM26 225H25V224ZM37 223V224H36ZM49 223V224H48ZM122 223V224H121ZM8 224V225H7ZM13 226H12V225ZM18 224V225H17ZM64 224V225H63ZM67 224V225H66ZM82 224H84V225H86V226H84V225H82ZM17 227V228H15V226ZM20 225V226H19ZM122 225H125L124 227L122 226ZM2 226H4L6 229H4V228H2ZM31 226H34V227H31ZM119 226V227H118ZM121 226V227H120ZM127 226V227H126ZM12 227V228H11ZM24 227H26V229H28V232H27V230L24 228ZM30 227V228H29ZM38 227V228H37ZM60 227H62V228H60ZM69 227V228H68ZM76 227V228H75ZM85 227V228H84ZM36 228V229H35ZM39 228H41V229H39ZM48 228V230H46ZM59 228V229H58ZM63 228H64V230H63ZM106 228V229H105ZM126 228H129L130 229V231H132V230H134L133 232L134 233H132V232H130L129 231V229H126ZM4 229V230H3ZM7 229H8V231H7ZM16 229H17V231H16ZM25 229V230H24ZM56 229H58V230H56ZM94 229V230H93ZM132 229V230H131ZM46 230V232H43V231H45ZM55 230H56V232H55ZM60 230V231H59ZM101 230V231H100ZM120 230V231H119ZM136 230H137V232L139 233H137L136 232ZM255 230V229H254ZM30 231H31V234H30ZM57 231H58V233H57ZM68 231V232H67ZM122 231V232H121ZM125 231V232H124ZM129 231V232H128ZM177 231H179L178 230V228H177ZM261 232H262V229L260 230ZM264 231V230H263ZM24 232V233H23ZM59 232H60V235H59ZM94 232V233H93ZM102 232V233H101ZM106 232V233H105ZM123 232H124V236H123ZM127 232H128V234H127ZM253 232V231H252ZM259 232V230H258V228H256V233H255V231H254V233H253V235L251 236L253 239H255V238H257L256 236H261V237H258L259 238V240H258V238L257 239H255V240H258V241H260V243L262 242V243H264V237L262 236V234H259L258 233ZM260 232V233H261ZM26 233H28V234H26ZM39 233V234H38ZM55 233V234H54ZM105 233V234H104ZM120 233V234H119ZM263 233V235H264V232H262ZM4 234V235H3ZM61 234H65V236L67 237V239H66V237H64L63 235H61ZM74 234H75V236L76 237H73L74 236ZM92 234V235H91ZM125 234H127L128 235V237H127V235H125ZM252 234V233H251ZM255 234V235H254ZM6 235V236H5ZM36 235V236H35ZM38 235V236H37ZM89 235V236H88ZM133 235H135V236H133ZM137 235V236H136ZM177 235H179V236H181L182 235V232H179V233H177ZM97 236V237H96ZM131 236V237H130ZM133 236V237H132ZM16 237V238H15ZM90 237V238H89ZM127 237V238H126ZM28 238V239H27ZM35 238V239H34ZM60 238V239H59ZM61 238H62V240H61ZM73 238H75V239H77L78 240V242H81L79 245H78V243L77 242H73ZM96 238V239H95ZM129 238V239H128ZM136 238V239H135ZM137 238H138V240H137ZM143 238V237H142ZM141 238V239H142ZM42 239V240H41ZM65 239H66V241H65ZM73 239V240H72ZM63 241H64V243H63ZM118 241V242H117ZM131 241V242H130ZM133 242V245H131L130 243H132ZM136 242V243H135ZM60 243V244H59ZM63 243V244H62ZM65 243H68V245L67 244H65ZM71 243H73L72 245H71ZM75 243L77 244V245H75ZM261 243V244H262ZM10 244V245H9ZM47 244V245H46ZM65 244V245H64ZM82 244V246L84 247L83 248V250H82V247H80V245ZM120 244V245H119ZM129 244V245H128ZM5 245H6V247H5ZM43 245V246H42ZM85 245V246H84ZM88 245H90V246H88ZM141 245V244H140ZM145 245V244H144ZM263 245V244H262ZM68 248H67V247ZM150 246H151V244H150ZM264 246V245H263ZM47 247V248H46ZM75 248V250L72 252V250ZM78 247V248H77ZM91 247V248H90ZM133 247V248H132ZM144 247H147V246H144ZM148 247H149V245H148ZM147 247V248H148ZM18 248V249H17ZM29 248H31V249H29ZM59 248V249H58ZM70 248V249H69ZM80 248V249H79ZM88 248H89V251H88ZM7 249V250H6ZM14 249V250H13ZM39 249V250H38ZM126 249V250H125ZM128 249V250H127ZM145 249V248H144ZM33 250H35V251H33ZM150 250V249H149ZM153 250V249H152ZM18 251V252H17ZM132 251H133V253H132ZM136 251V252H135ZM139 251H140V253L142 254V255H140V253H139ZM128 252H130V253H128ZM158 252V251H157ZM13 253V254H12ZM160 253V252H159ZM165 253H167V252H165ZM26 254V255H25ZM117 254H120V255H117ZM126 254V255H125ZM138 254V255H137ZM128 255V256H127ZM130 255V256H129ZM151 255H153V256H151ZM163 255V254H162ZM119 256L121 257V259L119 258ZM123 256V257H122ZM143 256V261H141L142 260V257ZM160 256V255H159ZM169 256V257H168ZM145 257V258H144ZM168 257V258H167ZM124 258V259H123ZM139 258H140V260H139ZM152 258H154V259H152ZM156 258H158V259H156ZM166 258L167 259H169V260H171L172 261V255H168V254H165V260H166ZM11 259V260H10ZM28 259V260H27ZM125 259H126V261H125ZM135 259V261H133ZM174 259H176V258H173V260ZM3 260V261H2ZM122 260V261H121ZM147 260V261H146ZM156 260H158V261H156ZM121 261V262H120ZM129 261H131V262H129ZM146 261V262H145ZM162 261V262H161ZM170 261V262H171ZM17 262V263H16ZM123 262V263H122ZM129 262V263H128ZM164 262H166V261H164ZM167 264H168V262H167Z\"/></svg>",
    "mask_w": 264,
    "mask_h": 264
}]
</instances>
